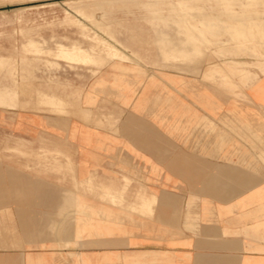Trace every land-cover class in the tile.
<instances>
[{
  "label": "crops",
  "instance_id": "obj_1",
  "mask_svg": "<svg viewBox=\"0 0 264 264\" xmlns=\"http://www.w3.org/2000/svg\"><path fill=\"white\" fill-rule=\"evenodd\" d=\"M223 90L185 102L234 109L243 98L257 110L197 111L191 144L172 142V119L188 112L166 110V96L156 127L149 88L146 115L122 118L129 143L110 158L91 118L19 110L11 121L0 108V154L14 139L39 152L43 129L55 142L61 122L62 154L75 151L0 158V264H264V81Z\"/></svg>",
  "mask_w": 264,
  "mask_h": 264
},
{
  "label": "rangeland",
  "instance_id": "obj_2",
  "mask_svg": "<svg viewBox=\"0 0 264 264\" xmlns=\"http://www.w3.org/2000/svg\"><path fill=\"white\" fill-rule=\"evenodd\" d=\"M73 44L88 50L87 63L59 56L60 47ZM105 48L116 49V56L106 55ZM262 81L264 0H0V108L7 119L15 120L19 110L91 118L106 136L108 158L115 157L111 145L129 143L122 118L146 115L149 88L156 127L166 96V110L188 112L184 119H172L182 131L172 142L193 144L197 111L257 109L243 98L234 109L222 103L202 108L185 100L210 95L212 85L222 91L226 82L236 92L221 93L242 95L244 85ZM66 129L61 122L55 142L46 133L50 129H43L35 154L20 151L32 140L14 139L5 148L10 153L0 158H70L75 151L62 154L69 148ZM134 154L126 150L123 157Z\"/></svg>",
  "mask_w": 264,
  "mask_h": 264
},
{
  "label": "bare ground",
  "instance_id": "obj_3",
  "mask_svg": "<svg viewBox=\"0 0 264 264\" xmlns=\"http://www.w3.org/2000/svg\"><path fill=\"white\" fill-rule=\"evenodd\" d=\"M192 18V16L190 17ZM92 39V38H91ZM95 41V40H94ZM96 42V41H95ZM172 42V41H171ZM173 44V43H172ZM181 44V43H180ZM179 44V45H180ZM183 44V43H182ZM181 44V45H182ZM93 46V45H92ZM95 46V45H94ZM93 46V47H94ZM177 46V45H176ZM175 46V47H176ZM174 47V46H173ZM186 48V47H185ZM91 50V49H90ZM89 50V51H90ZM116 49H111V48H105V54L110 56H116V54L114 53ZM92 51V50H91ZM40 52V51H39ZM88 50L82 49L81 47L73 44L70 47H60L59 49V56H61L64 59H68V60H73V61H81L83 63H87L89 61V58L91 57L90 54L87 53ZM42 53V52H41ZM70 53H72L70 56ZM44 54V53H42ZM48 54V53H47ZM46 54V55H47ZM49 55V54H48ZM120 55V54H119ZM97 58V57H95ZM57 59H61V58H57ZM93 59V58H92ZM123 59V58H122ZM48 60V59H46ZM90 63V62H89ZM94 63V62H93ZM92 64V63H91ZM56 93V92H55ZM54 93V94H55ZM58 109V108H57ZM117 129V128H116ZM58 227V226H57Z\"/></svg>",
  "mask_w": 264,
  "mask_h": 264
}]
</instances>
